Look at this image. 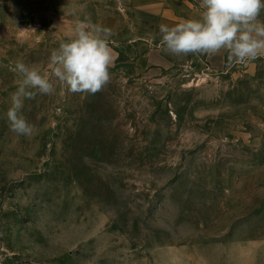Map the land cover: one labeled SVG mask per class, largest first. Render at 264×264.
Here are the masks:
<instances>
[{
    "label": "rangeland",
    "instance_id": "1",
    "mask_svg": "<svg viewBox=\"0 0 264 264\" xmlns=\"http://www.w3.org/2000/svg\"><path fill=\"white\" fill-rule=\"evenodd\" d=\"M109 12L110 83L37 93L33 134L12 132L16 62L47 73ZM160 24L132 0H0V264H264V57L213 70L164 52ZM143 43L166 66L143 69Z\"/></svg>",
    "mask_w": 264,
    "mask_h": 264
},
{
    "label": "clouds",
    "instance_id": "2",
    "mask_svg": "<svg viewBox=\"0 0 264 264\" xmlns=\"http://www.w3.org/2000/svg\"><path fill=\"white\" fill-rule=\"evenodd\" d=\"M199 7L198 18L159 25L164 52L175 57H211L225 52L229 64L264 57V0H199ZM112 35L110 28L85 18L76 22L70 38L51 51L47 73L17 61L12 70L19 77L18 86L6 112L10 130L26 137L33 134L34 126L22 109L24 100L37 93L53 95L57 85L72 94L102 91L111 81Z\"/></svg>",
    "mask_w": 264,
    "mask_h": 264
},
{
    "label": "crops",
    "instance_id": "3",
    "mask_svg": "<svg viewBox=\"0 0 264 264\" xmlns=\"http://www.w3.org/2000/svg\"><path fill=\"white\" fill-rule=\"evenodd\" d=\"M179 3L181 7H179ZM132 4L137 10L161 15L165 19V24L169 26L191 17V12L188 10V7L191 9L190 0H132ZM107 17L106 27L112 29L116 22L115 16L110 13ZM261 19L264 20V17H261ZM207 60L209 68L213 70L229 68L231 65L228 63L227 53L225 52L211 57L207 56ZM138 61L143 69H147L152 65L166 66L167 64V59L160 54L158 47H153L147 43L140 45ZM252 62L249 61L244 64Z\"/></svg>",
    "mask_w": 264,
    "mask_h": 264
}]
</instances>
